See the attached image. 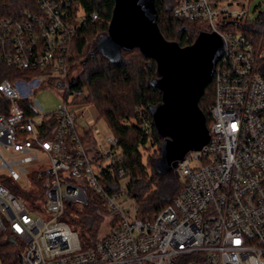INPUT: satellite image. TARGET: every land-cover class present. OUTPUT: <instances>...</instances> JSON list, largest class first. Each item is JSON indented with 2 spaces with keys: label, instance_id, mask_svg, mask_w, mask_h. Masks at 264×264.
Segmentation results:
<instances>
[{
  "label": "built area",
  "instance_id": "obj_1",
  "mask_svg": "<svg viewBox=\"0 0 264 264\" xmlns=\"http://www.w3.org/2000/svg\"><path fill=\"white\" fill-rule=\"evenodd\" d=\"M31 1L36 11L0 19V60L29 74L0 82L9 103L0 113V168L5 182L43 204L48 219L0 181V245L21 250L8 264H264V49L243 32L249 0H176L174 16L208 23L225 51L214 73L210 140L178 161L173 171L182 188L152 220L137 218L119 141L99 137L101 118L84 102L87 90L69 78L84 9L76 0ZM49 86L61 103L46 112L29 94ZM151 128L144 118L148 143ZM94 198L108 225L83 248L64 219L66 205Z\"/></svg>",
  "mask_w": 264,
  "mask_h": 264
},
{
  "label": "trees",
  "instance_id": "obj_2",
  "mask_svg": "<svg viewBox=\"0 0 264 264\" xmlns=\"http://www.w3.org/2000/svg\"><path fill=\"white\" fill-rule=\"evenodd\" d=\"M76 1L84 9L87 20L76 31L70 45V68L81 66L78 77L71 84L76 89L87 90L85 99L97 107L111 134L117 137L119 167L130 175L127 192L137 204V218L152 220L172 202L182 188L174 171L160 172L157 169L165 140L159 135L150 112L152 106L162 103L161 91L151 85L159 77L157 63L152 58L145 57L138 48L122 50L117 62L107 60L98 45L108 34L115 0ZM175 3L176 0H155L158 26L166 40L186 47L193 44L202 32H210V29H204V21H187L175 17ZM36 10L37 7L31 0H0V19L21 17L26 12ZM94 14H97L96 20L93 19ZM243 32L256 46L264 49V12L260 13L255 22L247 23ZM1 52L0 46V54ZM263 62L264 57L261 63ZM261 72L264 76L262 69ZM26 76L29 74L25 71L10 67L0 60V82L5 79L15 81ZM215 98L213 77L199 101V107L206 116L207 127L211 124L210 108ZM8 106L9 103L0 97V113L6 114ZM144 118L152 123L150 143L148 135L141 131ZM53 122V119H49L46 123ZM150 147L154 150L144 156L142 149L150 150ZM112 182H117V177ZM73 215L66 210L65 216L69 217L82 247L92 246L98 238V228L106 217V210L94 198L89 199L85 211L74 210Z\"/></svg>",
  "mask_w": 264,
  "mask_h": 264
},
{
  "label": "water",
  "instance_id": "obj_3",
  "mask_svg": "<svg viewBox=\"0 0 264 264\" xmlns=\"http://www.w3.org/2000/svg\"><path fill=\"white\" fill-rule=\"evenodd\" d=\"M134 48L157 63L159 77L151 85L161 91L162 103L150 112L165 138L157 169L173 171L188 152L202 149L210 140L199 101L213 80L225 42L216 32H202L193 44L181 47L162 35L155 0H115L108 34L98 49L107 60L117 62L122 50Z\"/></svg>",
  "mask_w": 264,
  "mask_h": 264
},
{
  "label": "rangeland",
  "instance_id": "obj_4",
  "mask_svg": "<svg viewBox=\"0 0 264 264\" xmlns=\"http://www.w3.org/2000/svg\"><path fill=\"white\" fill-rule=\"evenodd\" d=\"M249 3H250V6H249V14H248L247 21L248 23H253L257 20L260 13L264 12V0H249ZM203 27L204 29L208 30L209 29L208 23H205ZM261 69L262 71H264V62L261 63ZM80 71H81L80 65H76L70 68L69 70L70 81L76 79ZM29 96L31 99L38 100L40 104L44 107V110L46 112L53 111L61 103L60 94L52 86H49L47 88H43V87L37 88L33 91V93L29 94ZM84 102L90 106V110H93L98 118H101V115L97 107L92 102L87 101V99H85ZM97 126L101 132V135L99 136L100 138H106L111 135V130L107 122L104 119L101 118ZM153 147H150V150L142 149V153L144 154V156L151 154L152 151L154 150ZM1 164H2V161L0 159V165ZM6 173L7 171L5 168L3 167L0 168V181H2L3 183L5 182L3 177L6 175ZM5 183L9 185V188L12 191V193L17 195L22 201L25 202L26 207L31 211L33 215L42 214L45 219H48L45 209L43 208V204L36 203L33 199H31L29 197L30 192L24 191L19 184H15L11 182H5ZM66 208H67L66 210L71 214V216H74L73 215L74 210L77 212H83L86 210V206L79 201L73 202L71 206L66 205ZM65 221L70 223L71 228L74 230V227L72 223L70 222V219L68 216H65ZM107 225L108 223L105 217L103 218V220L101 221L99 225L98 237H100L106 232ZM20 251H21L20 249H18L15 245L11 244L10 242L8 244L6 242L2 243L0 245V264H8L10 260L14 258L15 254ZM6 255L7 257H5Z\"/></svg>",
  "mask_w": 264,
  "mask_h": 264
},
{
  "label": "crops",
  "instance_id": "obj_5",
  "mask_svg": "<svg viewBox=\"0 0 264 264\" xmlns=\"http://www.w3.org/2000/svg\"><path fill=\"white\" fill-rule=\"evenodd\" d=\"M22 93L25 94L26 90L24 88L21 89Z\"/></svg>",
  "mask_w": 264,
  "mask_h": 264
}]
</instances>
